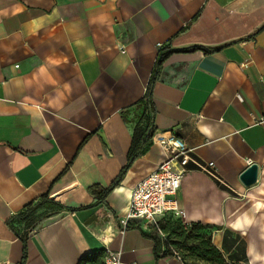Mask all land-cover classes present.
<instances>
[{
	"label": "crops",
	"instance_id": "crops-1",
	"mask_svg": "<svg viewBox=\"0 0 264 264\" xmlns=\"http://www.w3.org/2000/svg\"><path fill=\"white\" fill-rule=\"evenodd\" d=\"M184 49L155 71L159 53ZM153 75L155 133L216 170L217 180L187 165L182 220L214 228L225 264L260 262L232 193L251 188L239 181L251 164L255 185L264 180V0H0V264L21 260L18 232L25 264H78L106 249L124 264H176L150 227L123 224L132 189L163 159L157 145L99 200L127 162L135 124L121 113ZM43 196L53 202L35 215L43 223L9 227Z\"/></svg>",
	"mask_w": 264,
	"mask_h": 264
},
{
	"label": "trees",
	"instance_id": "trees-1",
	"mask_svg": "<svg viewBox=\"0 0 264 264\" xmlns=\"http://www.w3.org/2000/svg\"><path fill=\"white\" fill-rule=\"evenodd\" d=\"M191 50H203L211 52L216 51L217 49L205 50L202 47L195 46L191 48ZM179 51L188 52L190 49L174 51L168 50L166 52L159 53L155 65V71H158L167 55ZM155 77L156 75L152 76L143 98L136 102L131 108L121 113L125 123L128 124L130 122L135 124L132 132L131 145L127 153V162L111 185L108 188L99 191V194H101L99 200L105 197L106 194L120 182L133 162L145 155L153 145L152 139L155 134V128L153 125L154 106L152 98V83L154 82ZM130 114H132V117L129 121L128 115ZM95 189L97 190L98 187L93 186L90 188V191L95 193ZM44 204L53 205V202L47 200L46 196H43L39 202L26 206L22 213L12 217L7 222V224L11 228H13L14 224H24L25 229L34 228L36 223L39 222V217L37 218L35 215ZM173 217V214H167L162 217L158 222V229L163 234L168 235L170 238H174L170 245H166L167 247L172 245L186 252V254L183 255L185 259H183L184 264H225L222 254L212 242V233L214 230L212 226L203 225L201 223H187L183 226L178 219L174 220ZM17 235H19L20 241L23 245L21 260L17 264H25L27 258V234L26 232H22L21 234L18 232ZM148 236H150L155 241L157 247H162L158 238L156 237V234L149 233ZM166 246L162 247L163 256L170 255V252ZM103 259L104 251H98L82 258L78 264H104Z\"/></svg>",
	"mask_w": 264,
	"mask_h": 264
},
{
	"label": "built area",
	"instance_id": "built-area-1",
	"mask_svg": "<svg viewBox=\"0 0 264 264\" xmlns=\"http://www.w3.org/2000/svg\"><path fill=\"white\" fill-rule=\"evenodd\" d=\"M153 144L161 149L162 161L157 168L140 180L132 189L128 213L123 221L124 229L128 221H141L146 228L158 229L159 220L167 214L183 217L176 203V194L181 185V179L185 173L190 172L187 168L189 163L211 178L217 180L214 164L209 162L201 164L191 158V150L175 134L155 133ZM124 229L120 232L123 234ZM160 232V231H159ZM171 258L176 264H184L178 250L169 246ZM104 264H124L121 262L120 253L108 249L105 251Z\"/></svg>",
	"mask_w": 264,
	"mask_h": 264
},
{
	"label": "rangeland",
	"instance_id": "rangeland-1",
	"mask_svg": "<svg viewBox=\"0 0 264 264\" xmlns=\"http://www.w3.org/2000/svg\"><path fill=\"white\" fill-rule=\"evenodd\" d=\"M259 189L264 191V180L260 184L255 185V187L249 188L246 192H239V194L232 193V197L240 202L245 214L251 221L246 228L241 231L244 232L245 236L250 239L249 242L255 241L253 243H256V248L260 251L262 250L263 257L258 264H264V192L260 193ZM173 218L174 220L178 219L183 226L187 224L181 217L174 216ZM41 223H43V220H39V222L36 223V226ZM150 233L156 234V237L162 247L170 245L171 241L174 240V238H170L168 235L163 234L161 231L159 232L155 228H151ZM172 247L175 250H178L182 259H184L183 255L186 254V252L180 248H176L175 246Z\"/></svg>",
	"mask_w": 264,
	"mask_h": 264
},
{
	"label": "water",
	"instance_id": "water-1",
	"mask_svg": "<svg viewBox=\"0 0 264 264\" xmlns=\"http://www.w3.org/2000/svg\"><path fill=\"white\" fill-rule=\"evenodd\" d=\"M257 180H258V166L256 164L249 165L239 175L240 183L246 188L255 185L257 183Z\"/></svg>",
	"mask_w": 264,
	"mask_h": 264
}]
</instances>
